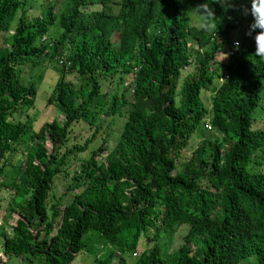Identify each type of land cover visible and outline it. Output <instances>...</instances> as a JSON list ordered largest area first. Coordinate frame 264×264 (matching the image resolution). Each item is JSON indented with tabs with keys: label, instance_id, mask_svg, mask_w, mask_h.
<instances>
[{
	"label": "trees",
	"instance_id": "1",
	"mask_svg": "<svg viewBox=\"0 0 264 264\" xmlns=\"http://www.w3.org/2000/svg\"><path fill=\"white\" fill-rule=\"evenodd\" d=\"M204 2L119 0L113 12L110 0H41L32 16L29 0H0V188L12 190L3 264H69L79 254L91 257L87 264H126L142 237L147 247L134 264H264V170L249 167L264 163L259 29L246 35L251 0L243 20L233 15L237 0L235 9L207 0L217 25L211 36L200 20L188 22ZM50 61L59 76L46 103L61 119L34 130L27 119L36 88L23 83L20 67ZM105 105L107 124L124 118L117 139L103 137L82 159L67 203L47 206L53 178L100 133L97 109ZM207 117L211 130L183 153L195 131L205 135ZM79 122L92 132L72 143ZM257 152L263 161L253 159ZM178 227L185 233L177 246L161 251ZM92 240L113 249L97 256Z\"/></svg>",
	"mask_w": 264,
	"mask_h": 264
},
{
	"label": "rangeland",
	"instance_id": "2",
	"mask_svg": "<svg viewBox=\"0 0 264 264\" xmlns=\"http://www.w3.org/2000/svg\"><path fill=\"white\" fill-rule=\"evenodd\" d=\"M30 2L33 3V7L30 10H26L27 13H29L32 16H38L39 15V3L41 0H29ZM119 0H110V6L112 8V11L115 12L117 10V6L115 5V2H118ZM63 2V1H62ZM62 4V3H61ZM62 9V8H61ZM88 9V7H87ZM237 11L234 12V16L238 17L240 20H243L244 18V12H245V7L239 3L237 5ZM244 11V12H243ZM28 16V15H27ZM30 17V16H29ZM231 17H233L231 15ZM188 22L189 23H197L199 20L201 21V18L198 14V12L193 9L189 15H188ZM201 23V22H200ZM15 24V21L11 24V27H13ZM55 31V32H54ZM11 30H8V33L5 34V36H8ZM49 32H52L51 35L54 37L56 36L58 29L53 25L50 27ZM3 35L0 34V45H2L1 37ZM193 71V66L191 65L188 69L182 70V75L185 73ZM59 74L57 67H55L53 61L50 62H44L40 66H35L32 67L31 65H24L20 67V77L23 80V83H29V82H34L36 92L34 96V105L29 111V117L27 119L28 123L33 127L34 130H37L39 126L44 123L45 121H50L51 119L55 118L57 120L61 119V114L58 112V110L52 106L51 104L46 103V99L51 95L52 89L55 85V81L57 80ZM74 80V79H72ZM181 82H178V85ZM107 82H104L101 88L102 92H105L106 95L103 96V99L105 103H107L109 99V94L107 90L109 91L111 86ZM177 85V86H178ZM214 92V91H213ZM212 92V93H213ZM110 93V92H109ZM209 95L206 94L205 97V103L208 105L210 104L209 101ZM105 106L100 107L97 109L99 111L98 117H100V123L102 125V128L100 129V133L93 139L91 144L89 145L88 149L84 152H79L76 153L74 158L69 159L66 164L64 165L63 168H66L67 173H61L57 174L53 178V184H52V189L49 191V194L47 195L46 203L47 206L51 203H55L59 197H62L61 205H59V208H61L62 204L67 203L69 201V197L71 192L68 191L67 189V184L70 182V177L73 175V172L75 170H78L80 167V163L82 159L87 158L89 155L90 151L92 148H95L101 141V139L105 136H107L108 143H113L114 140L117 139V136L120 132L122 122L124 118L122 116L120 117H114L110 122L107 124V119L104 117V111H105ZM97 123V120L96 122ZM203 127L205 128V135L200 136L198 131H195L192 134L191 140L188 141V146L184 149L183 153L189 154L191 148L196 146V143L202 140L204 137H206L207 133L211 130L210 128V121L209 118L207 117L203 121ZM92 132V128H89L86 123L79 122V123H74L72 125V131L69 133L70 134V140L72 143H83L84 139L87 137H90ZM214 135L216 133L214 132ZM46 148L49 149L50 143L49 141L45 142ZM256 158H253L256 161H263V158L260 157L262 154L260 152L256 153ZM178 164V162H177ZM252 169H263L264 170V163L261 165H258V163H250V166ZM16 169H14V174H12V177L14 178L16 175ZM11 180V179H9ZM81 188L73 190V192L79 191ZM12 194V190L9 188H0V258L2 261H5L6 256L1 253V243L3 240V237L1 235L2 232L5 234L10 233V226H11V221L10 217L7 215V205L10 200ZM185 233V228L183 227H178L177 229H174L173 231H170L169 234H166V236L163 237V241L160 250L162 249L168 251L171 249V247H176L177 244L179 243V237ZM93 242L90 243V247H92L93 250L96 251L97 256H103L106 253V250L113 249V247L109 244H105L101 246L100 244L96 243V241L92 240ZM144 247H147L145 244V240L142 237L139 242H138V248L136 251V256H133L132 253L130 254L127 252L125 254V260L126 264H134L135 258L138 257L141 249ZM85 253V252H84ZM91 261V257L87 254H79L77 255L69 264H87L88 262ZM19 264H35L33 261L28 260L27 258L20 257L18 260ZM241 264H252V261L249 262H243Z\"/></svg>",
	"mask_w": 264,
	"mask_h": 264
},
{
	"label": "clouds",
	"instance_id": "3",
	"mask_svg": "<svg viewBox=\"0 0 264 264\" xmlns=\"http://www.w3.org/2000/svg\"><path fill=\"white\" fill-rule=\"evenodd\" d=\"M237 1L238 4L241 3L246 8L245 12L243 11L244 17L248 16L249 0ZM213 3L219 4L222 8L232 7L233 9H235V4L232 2V0H212V4ZM193 9L198 12L201 18L203 30L208 31L209 34L213 36V32H215L217 25L215 24V11L212 10V6H210L207 3V0H205L204 3L197 4L191 10ZM250 12L254 20L249 25V30L247 31L246 35L252 36V33L256 29H259V31L256 32V35L254 36V41L256 45L255 55L258 57H264V0H251ZM231 45L234 50H239L240 42L239 40H232ZM227 56L228 54L226 53L224 59L227 58Z\"/></svg>",
	"mask_w": 264,
	"mask_h": 264
},
{
	"label": "built area",
	"instance_id": "4",
	"mask_svg": "<svg viewBox=\"0 0 264 264\" xmlns=\"http://www.w3.org/2000/svg\"><path fill=\"white\" fill-rule=\"evenodd\" d=\"M132 255H133V256L136 255V251H134V252L132 253Z\"/></svg>",
	"mask_w": 264,
	"mask_h": 264
},
{
	"label": "water",
	"instance_id": "5",
	"mask_svg": "<svg viewBox=\"0 0 264 264\" xmlns=\"http://www.w3.org/2000/svg\"><path fill=\"white\" fill-rule=\"evenodd\" d=\"M0 264H3V263L0 261Z\"/></svg>",
	"mask_w": 264,
	"mask_h": 264
}]
</instances>
